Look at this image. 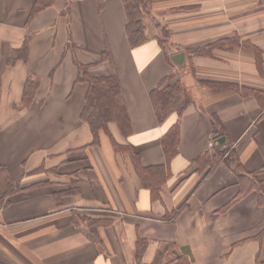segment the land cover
Segmentation results:
<instances>
[{"label": "crops", "instance_id": "obj_1", "mask_svg": "<svg viewBox=\"0 0 264 264\" xmlns=\"http://www.w3.org/2000/svg\"><path fill=\"white\" fill-rule=\"evenodd\" d=\"M35 1L0 0V163L25 187L0 207V261L264 264V233L258 237L264 228L258 201L264 194V99L210 86L229 82L264 92V0H153L152 14L143 19L147 39L137 47L128 43L121 0H104L101 8L98 0H54L31 16ZM163 23L170 40L161 46ZM25 36V61L8 64ZM233 36L258 47L260 62L242 45L217 48L212 56L186 54V48ZM104 48L114 66L99 62L90 73L117 74L132 129L124 135L110 121V135L132 146L144 165L165 162L161 138L176 120L172 115L158 123L149 91L179 69L191 97L159 199H151L129 155L115 152L109 135L101 132L99 143H90L80 119L87 84L77 80L76 61L98 62ZM164 52L169 58L184 52L183 62L170 64ZM30 73L39 84L23 108ZM212 115L220 120L226 154L232 151L242 163L241 177L223 161L204 178L197 171L195 158L211 148ZM40 166L44 171L28 173ZM43 181L49 182L34 185ZM66 188L75 191L57 206L52 193ZM71 210L110 223L92 233L85 223H73ZM138 239L146 242L139 259Z\"/></svg>", "mask_w": 264, "mask_h": 264}, {"label": "trees", "instance_id": "obj_2", "mask_svg": "<svg viewBox=\"0 0 264 264\" xmlns=\"http://www.w3.org/2000/svg\"><path fill=\"white\" fill-rule=\"evenodd\" d=\"M71 1V0H70ZM104 0H98V5L101 8ZM54 0H36L30 15L33 16L40 10L49 7ZM125 16V32L128 43L131 47H137L146 41L144 16L151 15L153 11V0H121ZM69 8V5L66 7ZM189 8V7H186ZM66 9V10H67ZM160 25V37L157 38L161 46L163 43L170 40V31L163 23ZM28 36H25L22 44L13 48L8 56V64H13L17 60L25 61L28 53ZM242 45L255 54L256 62H260L261 51L248 40H239L238 37H225L217 39L201 47L186 48V54L191 59L194 56H212L213 51L217 48H225L232 50L233 48ZM165 53L166 60L171 64L169 55ZM99 62H107L111 67L114 66L112 57L108 48H104L100 60L98 62L82 63L76 61L77 80L86 82L87 90L84 96V104L80 112V119L84 122L91 134V144L97 145L100 139V133L104 132L110 136L115 152L127 153L131 159L133 168L139 178L141 185L148 189L152 200L160 198L162 186L170 176V163L178 153V137H179V117L183 109L190 103L191 97L188 90L184 86L179 75L176 72L170 71L165 75L158 84L149 91V98L152 104L156 120L163 124L169 117L176 115V120L164 132L161 138V147L165 156V162L155 165H144L141 155L133 149L129 144H120L116 142L110 135L108 122L114 121L117 123L120 131L124 135L131 133V123L123 96L122 86L116 73L109 75H93L90 73V68L97 65ZM38 77L34 74H28L20 98V105L23 108H28L34 101L36 91L38 89ZM216 91H237L243 96H254L258 101L264 99V92L255 88L238 86L229 82H217L210 84ZM212 125V140L213 146L200 153L196 158L197 171L203 173V178L207 176L210 170L219 162H225L232 170L241 177L244 173L242 163L238 156L230 151L226 154L228 147L224 143H217L216 139L224 136L220 127V120L216 115L211 116ZM44 171L43 166L35 168L28 173H37ZM49 181L37 182L34 185H41ZM252 187L246 189V192ZM256 187V186H255ZM20 179L15 178L9 169L0 163V207H5L10 201V198L18 192L24 190ZM259 189V188H258ZM75 189L66 188L52 193L53 200L57 206L61 205L62 197L71 194ZM243 193V192H242ZM259 203L264 204V194L260 192ZM231 205V202L224 206L226 210ZM174 210L170 215H175L179 210ZM71 220L74 224L81 222L85 223L92 233L98 232L99 226H104L110 223L109 218H92L86 215L71 210ZM264 233L263 230L258 237ZM146 242L143 239H138L136 242V257L139 259L145 248ZM0 264H4L0 261Z\"/></svg>", "mask_w": 264, "mask_h": 264}, {"label": "water", "instance_id": "obj_3", "mask_svg": "<svg viewBox=\"0 0 264 264\" xmlns=\"http://www.w3.org/2000/svg\"><path fill=\"white\" fill-rule=\"evenodd\" d=\"M170 59L175 63V64H181L184 59V52H178L170 56ZM224 136H220L217 138V142L219 144L224 142Z\"/></svg>", "mask_w": 264, "mask_h": 264}, {"label": "rangeland", "instance_id": "obj_4", "mask_svg": "<svg viewBox=\"0 0 264 264\" xmlns=\"http://www.w3.org/2000/svg\"><path fill=\"white\" fill-rule=\"evenodd\" d=\"M165 49H166L167 52H169V51L171 50V48H169V47H166ZM176 70H177V71H176V75H179V76H180V72H179L180 70H179V69H176ZM178 70H179V71H178ZM175 116H176V115H175ZM176 117H177V116H176Z\"/></svg>", "mask_w": 264, "mask_h": 264}, {"label": "built area", "instance_id": "obj_5", "mask_svg": "<svg viewBox=\"0 0 264 264\" xmlns=\"http://www.w3.org/2000/svg\"><path fill=\"white\" fill-rule=\"evenodd\" d=\"M209 145H210V147H212V146H213V142L211 141V142L209 143Z\"/></svg>", "mask_w": 264, "mask_h": 264}]
</instances>
